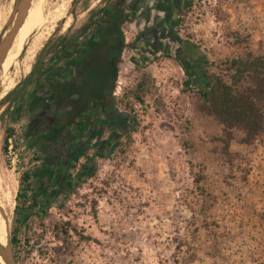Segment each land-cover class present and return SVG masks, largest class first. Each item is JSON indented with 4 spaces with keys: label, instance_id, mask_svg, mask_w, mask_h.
Here are the masks:
<instances>
[{
    "label": "rangeland",
    "instance_id": "rangeland-1",
    "mask_svg": "<svg viewBox=\"0 0 264 264\" xmlns=\"http://www.w3.org/2000/svg\"><path fill=\"white\" fill-rule=\"evenodd\" d=\"M13 1L0 0V36L11 26ZM78 1L45 0L46 22L0 76V91L9 87L0 101L23 83L44 44L65 33L67 21L78 27L88 18ZM182 1L161 0L150 21L138 13L124 25L125 43L133 45L123 51L114 83V127L106 125L97 144L81 146L72 194L67 189L47 208L51 191L38 186L26 202L38 201L42 210L26 222L15 249L19 264H264V134L246 141L200 111L198 89L186 86L180 43H198L218 72L239 54L233 33L256 50L264 46V0H195L190 10ZM99 2L90 0L91 8ZM31 139L26 118L0 119L10 238L21 175L41 154ZM58 223H69L68 234L54 229Z\"/></svg>",
    "mask_w": 264,
    "mask_h": 264
},
{
    "label": "trees",
    "instance_id": "trees-1",
    "mask_svg": "<svg viewBox=\"0 0 264 264\" xmlns=\"http://www.w3.org/2000/svg\"><path fill=\"white\" fill-rule=\"evenodd\" d=\"M78 2L81 3L79 12H88V18L91 17V20H88V18L84 20L80 27H83L82 29L85 31L90 27L97 26L99 45L115 46L119 35L122 38L120 52L117 53L116 72L112 83V88L114 89L118 67L122 63L121 55L125 48L133 45H126L121 26L136 20L138 12L132 7L130 0H100L93 8H91L90 0H79ZM194 3L195 0H183L181 9L190 10ZM78 15L79 13L74 11V18H77ZM180 22V19H176L172 25H179ZM72 27H74V24ZM141 39V37H138L137 40ZM233 40L239 50V54L226 61L225 67L218 72L212 70L214 63L210 61L207 54L202 52L200 45L192 41V39L180 41L183 51V60L181 62L188 78L186 86L195 85L198 89L201 102L200 111L214 117L224 127L225 131L238 130L244 134L246 141L251 142L258 140L264 134V46L260 43L258 49H254L252 43L240 33H233ZM59 46V44L55 43L53 46L47 44L42 48L37 55L32 70L23 81L22 95L27 93L34 94L39 86H44V73L49 57L53 58L52 56H54ZM109 55L110 52H107L103 56L108 58ZM98 66L101 65L98 63L96 67ZM105 84L106 82H100V78L96 80L98 95L104 94L102 91ZM63 86L67 87L66 85ZM69 86L71 87V85H68V88ZM143 86L144 84L139 83L138 88H143ZM44 88L48 89L47 86H44ZM11 94L12 91L3 98L2 102L8 100ZM30 128L32 129V125ZM47 129L48 126L38 124L34 126L31 136L35 137L36 141H41V136ZM8 140L9 136L4 140L3 149L5 151L7 150ZM93 145L83 143V146ZM38 157L39 159L34 161L45 160L48 164H52L54 161V155L51 151L41 153ZM60 162L61 164L63 162V167L68 164V170L76 167V163L73 165V159L71 160L69 157L68 151L60 157ZM69 178L70 175L65 174L63 183L66 186V191L68 189V192L72 194V188H69L74 183ZM20 183L21 188L16 198L15 225L11 238V245L14 251L21 243V235L29 216L42 210V207H38L37 202L26 206V202H31V195L37 192L39 186L38 174L36 175L33 170L25 171L21 175ZM53 199L55 198H44L43 207H51ZM69 226V223H58L54 225V229L60 234H68ZM74 232L83 240L87 239L76 229H74ZM26 240L30 242L32 239ZM15 255L19 262L18 252L15 251Z\"/></svg>",
    "mask_w": 264,
    "mask_h": 264
},
{
    "label": "flooded vegetation",
    "instance_id": "flooded-vegetation-1",
    "mask_svg": "<svg viewBox=\"0 0 264 264\" xmlns=\"http://www.w3.org/2000/svg\"><path fill=\"white\" fill-rule=\"evenodd\" d=\"M88 20H91V17ZM81 24L78 27L70 25L65 33H61L55 39H49L44 44L60 45L53 58L49 57L45 68L44 86L48 89L39 86L34 94L22 95L21 90L24 86L22 83L12 91L8 100L0 101V119L6 117V113L10 114L13 120L26 118L29 134L32 121H36V125L48 126L45 134L41 136V141H36L35 138L34 147L41 153L51 151L57 158L52 170H60V167L62 169L60 157L65 155L66 151L75 162L82 143L92 144L100 132L99 127L105 126L104 123L97 125L94 121H109L108 126L114 127L112 83L122 38L119 35L115 46H101L97 36L98 27H90L84 31L83 27H80ZM124 25L121 26L123 35ZM107 52H110V55L104 58ZM98 63L101 66L96 67ZM98 78L100 82H106L103 95H98L96 86ZM68 85L71 87L68 88ZM38 162L41 161L35 163ZM42 162L44 163L39 167H34V173L42 172L41 170L49 165L45 160Z\"/></svg>",
    "mask_w": 264,
    "mask_h": 264
},
{
    "label": "bare ground",
    "instance_id": "bare-ground-1",
    "mask_svg": "<svg viewBox=\"0 0 264 264\" xmlns=\"http://www.w3.org/2000/svg\"><path fill=\"white\" fill-rule=\"evenodd\" d=\"M15 1H13V2H15ZM44 3H45V0H33L32 1L31 7L28 11V14L25 18V21L21 25V27L19 28L17 35L15 36V39L12 43V46L4 58L2 69L0 72V76L3 75L11 67L13 62L21 55V53L24 50L25 45L27 44V41L31 37L32 33L36 29L38 30V28L46 22V18L44 15ZM2 13L3 12H1V28L3 27L2 24H4V22H5L4 19L2 18ZM59 17H60V15H59ZM55 19H56V17H55ZM53 22H54V19H53ZM69 25H70L69 21H67L64 24L63 30L66 31L68 29ZM8 32H9V29H3V31H2L3 34H7ZM33 36H34V34H33ZM38 40H40V38ZM30 47H28V48H30ZM26 54H27V52H26ZM24 66H26V65H24ZM27 71H28V69H27ZM8 88L6 87L3 91H0V94L5 95ZM3 95H1V96H3ZM0 99H1V97H0ZM9 201H10L9 196L5 195L3 190L0 188V242L2 244H6L7 235H8V233H7V222H9V220H8L7 206H8ZM0 264H7L6 261L1 256H0Z\"/></svg>",
    "mask_w": 264,
    "mask_h": 264
},
{
    "label": "crops",
    "instance_id": "crops-1",
    "mask_svg": "<svg viewBox=\"0 0 264 264\" xmlns=\"http://www.w3.org/2000/svg\"><path fill=\"white\" fill-rule=\"evenodd\" d=\"M159 2H161V0L160 1L159 0H133V8L138 11V13L141 15V17L143 16L146 20H149L150 21L151 14H152L153 11H155V9H157V4ZM34 108L35 107H33V109ZM35 122L36 121H32V123H31L32 129L30 130V133H31L30 134V137H32L31 135H32V132L34 130V126L36 125ZM94 122L97 123V125H100V124H103V123L105 124L104 127H102V126L99 127L100 132L95 137V139L92 141V144H97L98 143L97 142L98 141V137H99L100 133H102L103 129L104 128H107V126H108V121H94ZM48 133H46V135H49ZM31 140L34 142L35 141V137H32ZM105 144L106 143H104V140L102 139L100 141L101 147H105L104 146ZM82 145H83V143H82ZM86 145H90V143H86ZM99 149H97V150H99ZM82 158H83L82 157V151L80 150V152L78 153V155L75 158L76 161L75 162L74 161L72 162L73 165H74V163L77 162L75 168H73L71 170H68V164H65L64 163L65 166L64 167L62 166V169L60 167V170H52V165L53 164H49V165H47L45 167L44 170L43 169L41 170L42 172L36 173V175L38 174V183H39V186L41 188H45L46 187V189H48V190L51 191L48 194V196L44 197L45 199L56 198L61 193L66 192V189H65L66 186L63 183V181H64V175L65 174H69L70 175V178H71V176H74L75 172L78 171L79 165L83 163V159ZM62 164H63V162H62ZM36 166L37 167L40 166L39 162L36 164Z\"/></svg>",
    "mask_w": 264,
    "mask_h": 264
},
{
    "label": "water",
    "instance_id": "water-1",
    "mask_svg": "<svg viewBox=\"0 0 264 264\" xmlns=\"http://www.w3.org/2000/svg\"><path fill=\"white\" fill-rule=\"evenodd\" d=\"M33 0H16L14 6V13L10 20V28L7 34L0 36V72L2 69L3 61L9 52L12 43L17 35L21 25L24 23L28 11L31 7ZM7 241L6 244L0 242V256L6 261L7 264H19L13 248L10 243V225L7 222Z\"/></svg>",
    "mask_w": 264,
    "mask_h": 264
},
{
    "label": "built area",
    "instance_id": "built-area-1",
    "mask_svg": "<svg viewBox=\"0 0 264 264\" xmlns=\"http://www.w3.org/2000/svg\"><path fill=\"white\" fill-rule=\"evenodd\" d=\"M124 34H127V32L124 31ZM165 82H166V79L164 77H162L161 79L158 78L157 81H156V85L157 86H161Z\"/></svg>",
    "mask_w": 264,
    "mask_h": 264
}]
</instances>
